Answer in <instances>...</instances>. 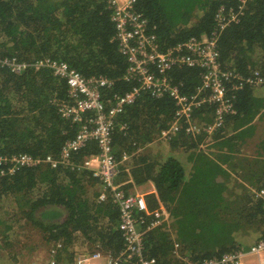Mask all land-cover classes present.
<instances>
[{"label":"trees","instance_id":"obj_1","mask_svg":"<svg viewBox=\"0 0 264 264\" xmlns=\"http://www.w3.org/2000/svg\"><path fill=\"white\" fill-rule=\"evenodd\" d=\"M221 5L237 12V20L218 35L222 67L243 76L258 70L264 76V0H137L136 9L147 18L164 49L191 37L208 36ZM5 57L27 64L19 73L0 66V156L6 158L20 153L57 157L78 129L58 110L60 102L71 101L65 80L48 67L36 68V60H63L85 77L107 78L111 85L101 90L104 98L136 84L124 78L128 63L118 50L106 0H0V59ZM171 72L188 95L201 85L197 68ZM234 107L235 113L226 115L223 124L232 121L239 134L220 140V146L229 150L237 144L234 140L242 142L247 131L253 133L256 117H264V84L244 83L236 91ZM174 111L168 96L142 92L114 119L112 147L119 163L114 184H120L125 195H136L128 188L151 181L156 193L148 194L149 212L160 204L168 212L162 224L144 231L145 253L158 264H194L237 248L248 249L264 239V201L254 193L264 189V160L248 161L250 166L230 183L228 169L236 171V166L224 168L199 147L205 131L191 137L179 130L170 139L159 138ZM193 117L205 126L212 124L213 106L195 109ZM123 123L128 125L126 132L120 128ZM223 128L210 138L227 135ZM156 139L167 141L177 154L183 151L182 156L174 158L167 152L154 156L156 152L145 147ZM138 148L142 151L134 154ZM98 152L97 144L89 141L72 154L68 165L52 168L41 163L0 174V211L11 207L9 220L0 218L3 245L20 246L17 236L8 234L15 229L37 247L51 244L62 264H70L80 252L117 255L124 248L118 228L120 206L110 188L81 167L87 156ZM124 153L130 156V166L123 160ZM7 168L0 166V170ZM1 250L0 264H18L16 252L6 248L3 255Z\"/></svg>","mask_w":264,"mask_h":264},{"label":"built area","instance_id":"obj_2","mask_svg":"<svg viewBox=\"0 0 264 264\" xmlns=\"http://www.w3.org/2000/svg\"><path fill=\"white\" fill-rule=\"evenodd\" d=\"M106 3L111 10L118 50L128 63L124 78L134 80L136 84L124 93H114L104 98L101 90L111 85L107 78L85 77L63 60L49 57L36 60L33 63L36 68L48 67L55 76L65 80L71 101L60 102L58 110L62 117L77 124L78 129L74 137L64 143L57 157L47 155L38 158L26 153L15 154L10 158L0 156V166L8 165L6 171L0 170V174L14 173L22 167L41 163L52 168L59 164L68 165L73 153L87 142L94 141L99 152L87 156L81 167L90 170L104 188L109 187L113 192L114 202L120 206L118 228L124 248L117 255L101 251L80 252L70 264H158L155 258L145 253L144 231L162 224L167 220L168 212L162 205L149 212L141 196L125 195L119 188L121 185L114 184L119 164L112 147L115 117L124 107L134 103L142 92L156 97L168 96L175 105L174 116L170 126L160 131L159 138L170 139L179 130L191 137L204 131L210 136L223 126L226 115L235 113L236 91L244 83L264 84V76L258 70L243 76L233 69H224L220 63L217 39L229 22L237 20V12L233 8L219 6L214 17L213 32L208 36L191 37L162 49L153 32L154 28L150 30L147 18L136 9L137 0H106ZM0 66L19 73L27 64L18 62L15 57H5L0 59ZM183 67L200 71L201 85L190 95L181 91L171 75L173 69ZM206 104L213 106V121L207 126L198 123L193 117L194 110ZM120 128L126 132L128 125L123 123ZM254 193L264 201L263 188ZM104 197L105 194L101 193L100 198ZM174 247L177 248L178 244H174ZM49 251L46 264H62L61 259L55 258L56 248ZM247 256L255 258L249 264H264V239L258 240L248 249L237 248L221 257L204 259L194 264H248L244 260Z\"/></svg>","mask_w":264,"mask_h":264},{"label":"crops","instance_id":"obj_3","mask_svg":"<svg viewBox=\"0 0 264 264\" xmlns=\"http://www.w3.org/2000/svg\"><path fill=\"white\" fill-rule=\"evenodd\" d=\"M260 118H262L264 120V117H261V116L256 117L253 120V122H255L254 123L255 128H254L253 133H256V134L261 136L264 134V128L262 129L258 124V120ZM262 123L264 125V122H262ZM224 126L225 127L223 129L225 131L226 130L228 131L227 135H222L220 133L222 135V137H218V136L212 137L211 136V138H210V136L205 135L201 139V142L198 145L201 149L205 150L209 156L214 157L215 160L217 162H219L224 168L228 169V168H230V166H236V171H231L229 169H228V171L231 175V178L238 179L239 174H241V172H244V170L242 168H247L248 166H250L248 164V161L253 162L254 160H256V158L264 160V144L254 143V142H258V141L252 142L253 145H252V143H249L248 140L251 138V133H252V130H249L246 132L245 137H244L242 142L240 140H234L233 141L234 143H237V144L233 145L231 150L227 149V147H225V146H220V140L227 138L231 134L232 135L239 134V131H240V129L236 130L233 128V122L232 121L227 122ZM257 129H259V132L257 131ZM225 131H224V133H225ZM258 139H259V137H258ZM249 145H252L251 148L249 147ZM248 147L250 149H248ZM140 150L141 149H139V151ZM137 152H138V150H136L134 152V154ZM166 152H167L166 153L167 155H170L168 153L171 152V150L169 149L168 146H167ZM123 159L130 166V164H131L130 156H128L127 154L124 153ZM259 165H260V162L258 164H256L254 167H259ZM263 165H264V163H263ZM129 181H130V179L124 180L122 182V184L127 183ZM127 191H129L130 194H137L138 196H141L144 199L146 204L150 200L148 194L156 193L154 184L151 181H147L143 184L134 185L133 187H129ZM32 262H33V260L30 261V264H34V262L33 263Z\"/></svg>","mask_w":264,"mask_h":264},{"label":"rangeland","instance_id":"obj_4","mask_svg":"<svg viewBox=\"0 0 264 264\" xmlns=\"http://www.w3.org/2000/svg\"><path fill=\"white\" fill-rule=\"evenodd\" d=\"M261 121L264 122V120L262 118H260L258 120V124L263 129L264 125ZM198 123H203V122H198ZM223 127H224V124L221 128H223ZM257 131L259 132V129H257ZM201 133H203V132H200L199 134H201ZM199 134H197L195 137H197ZM258 137H259V139H258ZM248 141H249V143H252L254 141H258V142H254V143L260 144L262 141H264V134L260 136L256 133H252L251 138ZM252 145H253V143H252ZM252 145H249V147L251 148ZM167 146H168L167 141L163 140L162 142H160L156 139L155 144L147 145L145 147V149L156 152V154L154 156H158V155L161 156L162 154H164V152H166ZM249 147H248V149H250ZM168 154H170L174 158L175 157L177 158L178 156L180 157V155L182 156L183 151L181 153H180V151H178V154L175 151H171ZM182 159L184 160V158H182ZM219 180H220V178H219ZM233 180L234 179L231 178L230 183H233ZM10 211H11V207H8L6 211L1 210L0 211V218H3L2 220H5V221L9 220L8 217H9ZM10 231H12V232H10L8 234L12 238H15L17 236V238L20 240V246L22 247V250L18 251V249L20 247L18 244H15V246H13V247H9L7 245L4 246L3 241H2V237H1L2 233H0V247L2 248L1 251H2L3 255L7 254V251H6V248H7L8 251L12 250V251L17 253V256H16L17 259L16 260H18V264H30L31 260H33L34 264H46V260L48 259V254L50 253L49 249L50 250L52 249V248H50L51 244H44V245L41 244L40 246L37 247L35 245V243L34 244L32 243L31 239L29 240L26 237H23V235L20 236L21 230L12 229ZM23 231L25 232L26 229H23ZM32 237L36 238L37 236H32ZM248 237L255 238V235L250 234V235H248ZM241 240H243V238H239V241H241ZM244 243H248L247 240H244ZM76 250H78V249L76 248ZM7 260H9V259L7 258ZM10 260L12 261L13 259H10ZM244 260L249 264V263L254 262L255 258L252 256H247Z\"/></svg>","mask_w":264,"mask_h":264},{"label":"clouds","instance_id":"obj_5","mask_svg":"<svg viewBox=\"0 0 264 264\" xmlns=\"http://www.w3.org/2000/svg\"><path fill=\"white\" fill-rule=\"evenodd\" d=\"M161 97H162V96H161ZM160 205H161V204H160ZM160 205H159V206H160ZM144 213L146 214V211H145ZM150 214H151V213H149V215H150ZM177 248H178V247H177ZM177 248H176V249H177Z\"/></svg>","mask_w":264,"mask_h":264}]
</instances>
